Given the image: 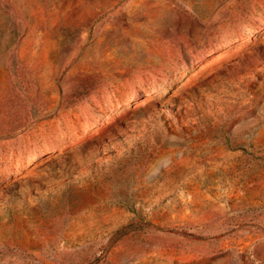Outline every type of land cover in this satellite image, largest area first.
I'll return each mask as SVG.
<instances>
[{"label": "rangeland", "instance_id": "374dc122", "mask_svg": "<svg viewBox=\"0 0 264 264\" xmlns=\"http://www.w3.org/2000/svg\"><path fill=\"white\" fill-rule=\"evenodd\" d=\"M0 264H264V0H0Z\"/></svg>", "mask_w": 264, "mask_h": 264}]
</instances>
